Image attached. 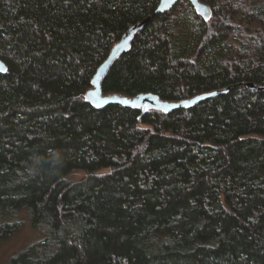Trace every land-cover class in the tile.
Masks as SVG:
<instances>
[{
	"label": "trees",
	"instance_id": "1",
	"mask_svg": "<svg viewBox=\"0 0 264 264\" xmlns=\"http://www.w3.org/2000/svg\"><path fill=\"white\" fill-rule=\"evenodd\" d=\"M0 0V243L6 264H264V0ZM103 94L189 108H97L83 94L126 29ZM82 172L79 178L72 173Z\"/></svg>",
	"mask_w": 264,
	"mask_h": 264
},
{
	"label": "water",
	"instance_id": "2",
	"mask_svg": "<svg viewBox=\"0 0 264 264\" xmlns=\"http://www.w3.org/2000/svg\"><path fill=\"white\" fill-rule=\"evenodd\" d=\"M178 1L179 0H159L155 12H167L175 6ZM188 1L194 7L198 15L204 19H209L211 16V9L206 3L202 0ZM146 21L147 19H144L130 25L121 35L119 40L112 46L107 57L97 66L95 73L91 78L90 87L83 94V98L86 103L97 108H103L107 105H121L131 109L141 110V112L153 109L160 110L164 113H170L175 110L189 108L199 102L213 97L218 93H223L228 90V88H222L202 92L180 100H164L152 92H140L133 96L122 95L119 93L103 94L101 90V83L108 70L123 53L130 49L135 34L142 29ZM6 69V64L0 59V73H4ZM248 86L255 90L264 89L263 85L249 84Z\"/></svg>",
	"mask_w": 264,
	"mask_h": 264
},
{
	"label": "rangeland",
	"instance_id": "3",
	"mask_svg": "<svg viewBox=\"0 0 264 264\" xmlns=\"http://www.w3.org/2000/svg\"><path fill=\"white\" fill-rule=\"evenodd\" d=\"M82 172L72 173V178H79ZM17 225L13 234L0 243V264H6L9 257L26 247L30 243L41 238L42 234L38 230H34L30 225L28 215L21 212L17 218Z\"/></svg>",
	"mask_w": 264,
	"mask_h": 264
},
{
	"label": "snow or ice",
	"instance_id": "4",
	"mask_svg": "<svg viewBox=\"0 0 264 264\" xmlns=\"http://www.w3.org/2000/svg\"><path fill=\"white\" fill-rule=\"evenodd\" d=\"M125 103H127V102H125Z\"/></svg>",
	"mask_w": 264,
	"mask_h": 264
}]
</instances>
